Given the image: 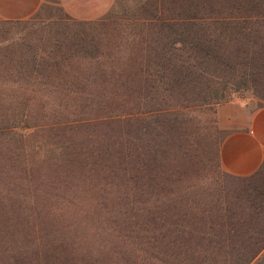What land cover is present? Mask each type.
<instances>
[{
  "label": "rangeland",
  "instance_id": "374dc122",
  "mask_svg": "<svg viewBox=\"0 0 264 264\" xmlns=\"http://www.w3.org/2000/svg\"><path fill=\"white\" fill-rule=\"evenodd\" d=\"M147 1L154 2L115 0L91 21L72 18L59 0H44L27 20L0 18V264H245L241 240L264 236L262 226H242L264 210V165L246 178L223 170L227 131L218 116L230 102L264 105L258 66L213 77L188 101L180 89L174 94L169 158L156 160L159 175L154 182L145 176L143 195L135 191L133 160L126 157L120 171L113 151L124 144L133 153V126L115 115L138 112V104L77 94L110 95L112 83L95 75L133 71V43L149 37L140 30L149 26ZM141 109L147 122L153 113ZM111 116L116 134L76 122ZM162 168L174 200L165 208L156 202L162 187L153 184ZM231 215L241 221L235 252L228 226H219ZM247 264H264V249Z\"/></svg>",
  "mask_w": 264,
  "mask_h": 264
},
{
  "label": "trees",
  "instance_id": "16d2710c",
  "mask_svg": "<svg viewBox=\"0 0 264 264\" xmlns=\"http://www.w3.org/2000/svg\"><path fill=\"white\" fill-rule=\"evenodd\" d=\"M262 5L264 0H154L152 4L147 1L145 12L148 13L146 19L149 20V26L140 30L149 37L133 43V71L122 67L118 72H105V75L99 77L95 75L97 78H103L104 82L112 83L113 90L110 95H104L100 91L97 95L83 91L77 93L82 99L94 96L116 101L118 98L133 99L138 104V112L115 115L127 116L126 124L133 126V143L128 146L133 153L126 151L124 144L116 150L112 146L114 154L120 159L117 161L119 169L126 157L130 158L131 162L133 160V183L136 193L143 195L145 176L148 173L153 182L158 177L160 167L156 166L155 162L159 156L166 158L163 161H168L170 140L165 135L169 134L172 127L168 123L172 122L171 110L178 106L173 100L179 89L188 101V94L192 89L208 84L213 77L223 74L227 76V72L246 68L250 63L258 66V72H264L261 67L264 64V41L260 40L264 35L260 30V27L264 26ZM76 50L78 51V48ZM188 85H191V88L183 89ZM203 96L200 92L198 97ZM143 104L150 108L147 111L153 113L147 122L146 112L141 109ZM109 118L76 122L79 126L97 128V125L104 124L113 128L112 134H116L114 127L117 126H111L116 124L110 121L112 116ZM120 120L121 118L118 122ZM146 136H149L150 152L143 156ZM102 138L108 141L107 135ZM114 142L116 145L117 141ZM64 146L69 149V146ZM161 151H166V156ZM162 170L164 177L161 183L153 184H157V187L161 185L162 189L158 192L160 197L156 198V202L165 208V205L168 207L169 202L174 200L171 186L162 184L167 183L168 179L165 177H169L170 173L163 168ZM164 208L162 210H165ZM254 212L259 214L251 218L244 217L242 226L248 224L249 229L254 226L264 227V222L256 223L257 216H262L264 210ZM166 213L168 212H162L161 215ZM240 223V219H233L232 215L229 216L227 224L219 223L222 230L228 226L226 234L231 239V245L239 238ZM241 242L248 245L247 248H239V255L243 256L245 264L264 249V236L261 235H252ZM234 247L235 245L231 252L238 249Z\"/></svg>",
  "mask_w": 264,
  "mask_h": 264
},
{
  "label": "crops",
  "instance_id": "0c3cea01",
  "mask_svg": "<svg viewBox=\"0 0 264 264\" xmlns=\"http://www.w3.org/2000/svg\"><path fill=\"white\" fill-rule=\"evenodd\" d=\"M44 0H0V18L22 21L35 16ZM115 0H59L72 18L91 21L103 17ZM219 120L227 131L220 147V163L231 175L255 174L264 164V105L259 108L230 102L218 109Z\"/></svg>",
  "mask_w": 264,
  "mask_h": 264
}]
</instances>
